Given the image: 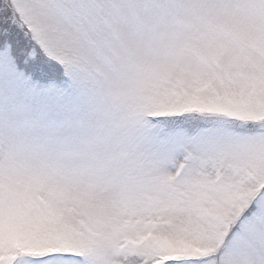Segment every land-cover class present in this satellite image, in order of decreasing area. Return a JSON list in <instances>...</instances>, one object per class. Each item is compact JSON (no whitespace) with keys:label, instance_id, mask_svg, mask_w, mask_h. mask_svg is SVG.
<instances>
[{"label":"snow or ice","instance_id":"1","mask_svg":"<svg viewBox=\"0 0 264 264\" xmlns=\"http://www.w3.org/2000/svg\"><path fill=\"white\" fill-rule=\"evenodd\" d=\"M0 264H264V0H0Z\"/></svg>","mask_w":264,"mask_h":264}]
</instances>
